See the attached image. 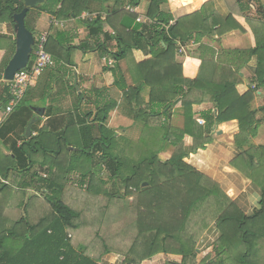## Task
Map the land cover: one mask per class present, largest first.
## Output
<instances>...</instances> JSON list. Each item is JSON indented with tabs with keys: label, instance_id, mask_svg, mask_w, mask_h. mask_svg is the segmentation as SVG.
<instances>
[{
	"label": "trees",
	"instance_id": "obj_1",
	"mask_svg": "<svg viewBox=\"0 0 264 264\" xmlns=\"http://www.w3.org/2000/svg\"><path fill=\"white\" fill-rule=\"evenodd\" d=\"M141 1L46 0L29 10L26 26L33 34L35 28L29 25L28 18L34 12L59 21L78 20L86 26L88 36L78 45L72 31L57 28L47 41V52L56 63L65 64L73 63L77 49L111 56L114 64L105 68V72L112 73V87L122 91L129 116L144 124V134L149 138H143L135 150L133 143L126 140L127 146L121 147L116 131L107 127L109 115L117 107V102L111 100L95 104L94 118L91 119L90 111L79 123H74L79 126L76 141L70 138L71 131H63L56 135V146L50 148L45 144L46 133L42 129L37 137L23 143L15 152L16 166L7 169L26 173L38 163L37 157L44 159L47 175L34 173L32 180L37 179V186H30L44 196V200L36 197L39 202L35 205L44 207L46 214L33 222L24 213L10 223L0 214V264H100L101 256L113 252L124 257L122 264L148 263L160 254L178 259L164 264H264V147L253 150L249 144L260 122L258 110L252 104L257 92H264V34L258 31L260 36L247 49H219L222 37L227 34L225 27L238 28L231 15L226 19L209 15L210 4H205L199 11L174 21L172 15L161 11V5L168 0H149L145 20L137 23L140 14L127 7L135 9ZM24 8V0H0V24L10 23L14 28V15ZM84 13H96L97 17L81 20ZM105 24L111 30L104 29ZM260 29L264 32V22ZM6 40L0 34V44L5 41L7 45ZM113 41L114 50L108 46ZM191 41L199 44V55L195 57L199 68L194 76L186 72L190 65L177 62L179 46ZM255 56L257 70L251 80L255 86L240 95L236 89L239 74ZM10 60H4L3 68ZM33 60L32 54L31 63ZM1 84L5 90L2 104L6 106L10 93L7 85ZM93 92L102 98L108 89ZM205 102L212 103L213 108L199 115L205 119L201 125L193 107ZM175 113L184 119L182 126L170 122ZM233 120L240 127L235 142L241 154L232 165L263 193L261 207L253 216L243 213L217 182L185 161L190 154L212 143L217 125ZM187 136L193 138L190 148H186ZM220 139L232 144V133L224 131ZM70 147L78 150L70 151ZM168 148H174L173 154L162 161L159 155ZM101 166L110 173L111 181H121L126 195L136 199L138 213L133 221L122 215L128 202L119 193L103 189L107 181L95 171ZM72 175H77L81 188L96 197L101 193L109 196L101 229L93 231V237L104 248L98 255L91 253L89 241L81 239L82 232L87 231L83 226L87 214L67 200V192L72 191L75 183ZM229 175L234 176L230 171ZM3 176L8 178L6 174ZM224 179V186L232 194L228 178ZM2 185L0 192L8 188ZM115 204L125 208L117 210ZM197 217L203 229L213 219L220 234L213 248L214 256L207 255L201 261L197 260L195 233L188 226Z\"/></svg>",
	"mask_w": 264,
	"mask_h": 264
},
{
	"label": "crops",
	"instance_id": "obj_2",
	"mask_svg": "<svg viewBox=\"0 0 264 264\" xmlns=\"http://www.w3.org/2000/svg\"><path fill=\"white\" fill-rule=\"evenodd\" d=\"M228 2L231 3V6H229ZM247 3L249 8L246 7ZM205 4H210L209 9H207L209 15L219 19H226L231 15L235 20L234 24H239L236 25L238 26L237 30H233L234 27H225L227 34L222 37L219 49H247L256 42L257 35L260 36L258 31L264 34L260 29V24L264 22V0H168V2L161 5V11L172 15L174 21H176L191 14L193 11H199ZM240 4L242 7H240ZM148 6L149 0H142L140 6L135 8L143 19L146 18L145 14ZM84 15L81 20H86ZM245 17L254 22V25L247 23ZM52 19L53 17L48 14H37L36 12L29 17L28 23L35 28L34 36L36 38L44 34H48L50 37L56 32L57 28H60L51 24ZM63 22L65 25L61 29L73 32L75 45L83 42L80 35L87 34L88 36L87 28L82 22L78 20ZM239 27L244 29V31H241ZM104 29L111 30L106 24ZM253 29L256 30V34ZM4 35L8 39L6 40L8 44L3 49H0L1 76L6 68H3L4 60L7 58L12 59L16 52L14 28ZM217 38L218 36H216ZM108 46L114 50L116 42H108ZM198 47L199 44L195 43L194 47L191 46L189 48V53L177 56L178 63L190 65L189 70L186 71L188 76H194L198 71L199 61L195 58L199 55ZM136 55L141 56L138 52ZM189 60L191 62H188ZM257 60L256 56L253 57L239 74L240 81L236 89L240 95H244L255 86L251 80L256 74ZM72 61V64L56 63L54 61V64L43 72L35 86L28 90L22 102L6 117L3 114L6 106L2 104L5 90L3 85L0 84V186L4 184L2 186L8 187L4 192H0V214L3 215V218L8 223L17 215L28 213L31 217L35 214L41 215L44 210V207L40 208L35 205L39 202L36 197L44 200V196L38 194L36 189L30 186H37V179L32 180L34 173H38L43 177L47 175L48 167L47 165L43 166L44 159H38L37 157L38 163L29 172L13 170L8 172L9 168L12 169L16 166L15 152L17 149L31 137H37L40 130L44 129L46 133L45 144L50 148L56 146V135L63 131H71L69 134L70 138L76 141L79 139V126L78 124L74 125V123H79L81 118L85 117V113L90 111L93 113L91 119L94 118L96 112L95 104L111 100L117 102V107L109 115L107 122L109 129L115 130L119 136H122L118 131H121L123 126L127 129L124 132L125 134H132L140 128V125L133 121L127 112L122 91L112 87L114 82L112 73L105 72V68L114 64L111 56H102L100 51L83 52L77 49L73 54ZM103 89H108V92L102 98H98L93 92L94 90ZM252 105L258 110L257 120L260 122L255 135L250 138L249 144L253 147V150H257L260 147H264V92L261 90L257 92ZM37 108L43 109L44 116L32 125L31 134L28 135L27 128L32 119L37 117L35 112ZM212 108L213 104L210 102L194 105L193 111L196 114L197 121L203 120L205 123V119L199 115ZM87 120L90 123V117ZM170 122L175 126H182L184 119L178 113H175ZM222 126H225L226 130H223ZM224 131L227 134L232 133V144L220 139L224 135ZM239 133L240 127L237 120L217 125L212 136V143L208 144L205 149L199 150L196 154H190L185 161L217 182L225 194L236 202L243 213L247 216H253L261 207L260 203L263 193L256 183L232 165V162L241 154V150L235 142V137ZM185 144L190 148L193 145V138L187 136ZM168 149L167 151L170 152ZM77 150L78 148L76 147H70V151L74 152ZM22 164L24 166L25 163L22 162ZM229 171L234 174L233 177L231 176L232 178L229 175ZM2 174H6L8 178H5ZM224 178H228L230 189L233 191L232 194L224 186ZM3 181L6 183H3ZM43 192L46 193V190L43 189ZM31 200L36 201V203L34 201L32 203ZM25 206L27 207L26 212L24 211ZM219 235V231L215 227L209 229L203 243L200 245L201 249L207 250V253L210 252ZM123 260L124 257L121 255L110 253L101 256L99 263L122 264Z\"/></svg>",
	"mask_w": 264,
	"mask_h": 264
},
{
	"label": "rangeland",
	"instance_id": "obj_3",
	"mask_svg": "<svg viewBox=\"0 0 264 264\" xmlns=\"http://www.w3.org/2000/svg\"><path fill=\"white\" fill-rule=\"evenodd\" d=\"M84 14H87V13H84ZM88 15H89V13H88ZM28 20H29V18H28ZM12 28H13V26L10 23L0 24V34L4 35L5 33H8L9 31H11ZM80 37H81V41L82 40L84 41V39L87 38V34H82V35H80ZM5 45H6L5 41H3L0 44V49H3ZM194 45H193V47H194ZM177 56H182L179 50H178ZM112 60H113V58H112ZM131 118H133V117H131ZM136 123H138L140 125V128L138 129L137 132H133L132 134H125L124 133L127 130L125 126L121 127V131L117 130L120 134H122V136H119V134L116 133L117 136L119 137L118 139L120 141L121 147H126L127 146L126 141H129L130 143H133V145H134L133 148L135 150L136 149L135 146H137V145L140 146L143 138L144 139L149 138L148 135L144 134V124L141 122H136ZM122 139H123V141H122ZM186 148H188V147H186ZM168 150H170V152L167 151V149H166L159 155L160 159L162 161H167L172 156L174 148H172V149L169 148ZM134 153L136 155L137 151H134ZM137 158H138V156H137ZM95 171H96L97 175H100L103 179H105L107 181V184L105 185V187H103V189H107L108 191L119 193L121 195V197H123L122 199L126 200L125 202H128V207H127V209H125V213L122 214L124 216V218L129 219L130 221H133V219L135 217L137 218L138 211L135 207L136 199L133 197V195H126V187L121 183V181H119V180L117 182L111 181L109 178L110 173L106 170V168L104 166H101L100 168L96 167ZM71 179H73V180L75 179L74 180L75 183H72V187L74 190L76 189V191H75V195H74L73 189L71 191L70 188H68V190H70L69 191L70 193L67 192V194H68L67 200L70 202V205L76 207V209L81 210V212L87 214V216H86L87 219L84 221V224H83V226H85L84 228H86L87 231L82 232L81 239H82V241H85V242L89 241V249L91 250V253L93 255H98L103 251L104 248L102 246L101 241L99 239H95V237H93L94 236L93 231L96 232V230L101 229V220H102V216L104 214L103 210L105 209L106 205L109 203V196L101 193L100 196L96 197L94 194L91 193V191L87 190L86 188H81L80 185H78L77 175H72ZM96 183L99 184L98 181H96ZM123 208H125V207H123ZM123 208L121 207V204L116 205L117 210H120ZM44 212L45 211H42L41 215H38V214L33 215L32 218L30 217V220L33 222H35L36 220L38 221L39 218L41 216H43ZM203 214H205V213H203ZM121 220H123V222H124V219L121 218ZM118 221H120V219H118L116 222H118ZM117 224H119V223H117ZM188 226H189L190 230L195 233V240H196L195 244H196V250L198 253L197 260L201 261L207 255L214 256L213 248L217 244V240L215 241V243L213 242L214 243L213 248L208 253H207V250H202L201 246H200L203 243L204 238L208 234L209 229H211L212 227H215L214 220L212 219V221L210 222L207 229L206 228L203 229L201 222H200V218H198V217L195 220L190 221ZM89 229L91 231H89ZM101 231L102 230H100V232ZM113 254L119 255L118 253H115V252H113ZM168 261L177 262L178 259L172 258L171 256H168L165 254H160V255L154 257L148 263L146 262L144 264H164Z\"/></svg>",
	"mask_w": 264,
	"mask_h": 264
},
{
	"label": "built area",
	"instance_id": "obj_4",
	"mask_svg": "<svg viewBox=\"0 0 264 264\" xmlns=\"http://www.w3.org/2000/svg\"><path fill=\"white\" fill-rule=\"evenodd\" d=\"M131 12H136L135 9L127 7ZM86 20H92L97 17V14H85ZM83 17V16H82ZM88 17V18H87ZM145 19L139 16L137 18V23L143 22ZM172 23V22H171ZM51 24L55 27L64 28L65 23L63 21L57 20L55 17L51 20ZM48 34L41 35L40 37H35V45L33 48L34 60L30 61L29 65L20 71H18L14 79L11 81H6L4 79V73L0 79V84L5 82L10 93V99L8 104L4 109V117L8 116L16 106H18L24 99L28 90L35 86L37 80L41 77L43 72L54 64V60L51 55L46 50V44L48 41ZM195 44L191 41L189 45H180L179 51L181 55H186L189 48ZM200 124H204L203 120H198ZM3 183H6L3 181Z\"/></svg>",
	"mask_w": 264,
	"mask_h": 264
},
{
	"label": "water",
	"instance_id": "obj_5",
	"mask_svg": "<svg viewBox=\"0 0 264 264\" xmlns=\"http://www.w3.org/2000/svg\"><path fill=\"white\" fill-rule=\"evenodd\" d=\"M46 0H24V10L14 15V30L16 34V52L13 58L7 64L4 71V79L11 81L14 79L15 74L25 69L30 61L33 54V48L35 45V36L26 26V17L31 9H35L40 5L44 4ZM37 117L32 119L31 123L27 128L28 135L31 134V127L35 122L44 116L43 109H35Z\"/></svg>",
	"mask_w": 264,
	"mask_h": 264
}]
</instances>
